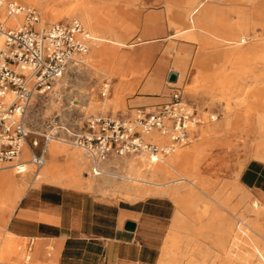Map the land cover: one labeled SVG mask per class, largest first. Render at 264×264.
Wrapping results in <instances>:
<instances>
[{
    "label": "rangeland",
    "instance_id": "374dc122",
    "mask_svg": "<svg viewBox=\"0 0 264 264\" xmlns=\"http://www.w3.org/2000/svg\"><path fill=\"white\" fill-rule=\"evenodd\" d=\"M67 1L73 4L77 0ZM227 1L226 4L228 5L223 8L224 11L228 10L231 14H234L237 7H244L248 14L245 24L251 22L252 26L247 31L252 37L249 39L250 42L242 44V46L245 47L249 43H253L256 45L255 53L263 52L264 0ZM85 2L89 8L93 22H96L98 26L97 31L93 32L89 26L83 23L95 36L90 51L84 57L88 62V66L83 70L72 68L53 86L51 91L43 95L38 94L35 102H33L34 107L31 114L33 128L36 131L44 130L47 120L56 114H59L62 119L70 118L72 114V107L70 105L75 99H78L79 104H81V114L88 117L98 112L126 110L128 107L139 103L167 100L173 87L178 86L183 89L186 100L196 105L198 117L203 120V122L195 126V136L192 137L190 143L185 145L178 144L176 146V148L191 149L196 144L202 143L200 155L198 156L196 153L191 154L185 159L184 164L189 171L203 177L208 189V192H204L201 185V187H195L196 192L203 196L204 199V202L200 201L197 205H193L195 213L203 210L205 202L210 201V215L214 210H217L223 213L227 219L230 220L233 218L237 221L233 212L238 214L245 212L246 203L240 201V198L245 194H249L251 198H258L264 204V200L257 196L252 189L238 185L230 177L231 174L229 173L231 162L234 159L238 160L240 157V160L244 162L251 157H260L257 154L258 143L260 142L257 127L262 125L259 120H264V61L256 60L255 62H250L245 56L239 60L237 59V54L234 53L229 60H224L219 63H213V58H211L207 62L210 68L206 69L204 63L200 64L197 72L195 71V74L193 73L191 76L194 60L201 46L204 47L205 51L210 53L216 50L227 49L230 46L228 37H234L239 40L243 36L246 28L241 27L235 35L228 37L220 35L217 31L209 30L202 32L206 35L204 40H193L184 36V33H181L182 28L172 24L170 20L171 10H169L168 24L173 28L171 33L165 37H152L150 41H146L144 38L138 39V36L133 34L129 35L126 32L129 29V0L107 2L105 0H85ZM24 3L35 6L39 10L41 18L47 19L46 24L74 18V16L70 17L63 14L58 16L56 11L51 10L50 7L45 10L30 2ZM133 6L137 7L136 4ZM218 6L222 7L219 4ZM111 23L116 31L124 37L126 44L120 45L112 42H107L105 45L102 44V47H100L102 49L105 46L107 47V45L111 48L113 47L115 55L100 52V54L96 55L95 60H91L94 41H99V35L105 30L103 26ZM195 30L197 33H201L198 27ZM3 41L4 35L1 39V44ZM134 41L136 44L131 45ZM143 49L148 50L145 67H142L140 64L141 51ZM182 49H185L184 51L187 52L188 58L182 64L177 65V69L181 70L182 73L181 80L177 84H169L167 79L168 74L170 71H176L175 59L178 51ZM128 53L129 61H126ZM120 67H122L123 74L117 76L116 71ZM153 74L159 77V87L145 91L144 85ZM117 81H121L119 95H116V91L114 90V84ZM104 82H109L110 86L107 95L102 94ZM107 97H110L111 100L106 103ZM117 99H123V103L121 104ZM213 114L216 118H212ZM34 137L39 139V148H41L44 143V137L37 132H33L30 134L29 140ZM60 143L71 148L80 149L89 161L86 167L80 169L79 174L85 181L89 179V181L93 182L94 186L93 188L86 187L84 189L106 197L125 198L129 200L139 199L127 195L124 191H117L112 185L122 182V174L127 173L129 170L128 158L133 155L138 156V152L124 154L121 159L116 157L110 158L103 164V167L108 172L97 175L93 171L90 159L82 147L74 145L70 140ZM141 153L139 152L138 154ZM146 154L148 155V153ZM114 165L120 168L115 169L113 168L115 167ZM239 166L242 167L243 163L241 162ZM183 168L185 167H179L181 171H185L186 169ZM5 169L13 170L18 184L23 183L25 189L31 184L30 177L36 182L46 179L43 176L39 178L35 177V174L40 169L37 171L36 166L33 164L28 165L27 171L23 173H17L14 168L7 167ZM173 172L177 176L183 174V172L175 170ZM86 175L89 176L86 177ZM163 180V175L148 176L138 186L148 188L153 182L159 184ZM183 184L180 191L186 193L191 185L186 182ZM0 194V205L3 207L11 196V193L1 191ZM211 197L215 199L213 200ZM174 203L177 206L175 201ZM251 213L250 211H246V214L249 216L252 215ZM258 220L261 221L264 228V214ZM172 230L171 225V229L166 234V243L170 240ZM223 230L224 227L222 225H215L214 227L209 225L205 226L204 231H206L208 236H203L202 238L207 242L216 240L223 236ZM175 231L181 232L179 229ZM7 238L8 231L6 230L5 224V227L0 232V253L4 252L7 254V258L0 264H21L26 259L28 253L31 255L29 264H35L36 262H40L41 264H54L53 261L48 263L37 260L35 253L28 251L29 238L15 236L14 242L20 245L21 254H10V249L7 247ZM48 251L54 254L51 247ZM177 258L175 255H171L169 258H163L161 253L159 261H163L164 264H173Z\"/></svg>",
    "mask_w": 264,
    "mask_h": 264
},
{
    "label": "crops",
    "instance_id": "0c3cea01",
    "mask_svg": "<svg viewBox=\"0 0 264 264\" xmlns=\"http://www.w3.org/2000/svg\"><path fill=\"white\" fill-rule=\"evenodd\" d=\"M227 2V0H129V29L126 32L146 41H150L152 37H165L173 29L168 24V11L171 10L172 24L182 28L181 33L193 40H204L206 35L202 32L209 30L228 37L235 35L241 27L246 28L239 40L228 37L230 46L227 49L210 53L201 46L194 60L191 76L200 67L201 63H197L200 52L205 53L206 69L210 68L207 62L217 53H221V58L213 63L229 60L234 53L239 60L245 56L250 62L264 61V51L255 53V44L242 46L250 42L249 39L252 37L247 31L252 26L251 22L245 24L248 15L245 8L237 7L234 14H231L228 10H223L227 7ZM134 4L137 7H134ZM197 27L201 33L196 32ZM244 36L246 41L241 42ZM135 44V41L131 43ZM184 50H179L175 59L178 79L170 81V71L167 78L169 84H177L181 80L182 73L177 69V65L188 58ZM147 56L148 50L143 49L140 59L142 67L146 65ZM126 61H129V53ZM158 87L159 77L153 74L146 81L144 90L150 91ZM177 87L174 86L173 89ZM171 92L167 100L170 99ZM167 100L139 103L116 112L98 113L120 115L137 105L155 106ZM43 147L44 145L41 148L38 146L36 150L40 152ZM115 157L122 158L117 156L110 158ZM45 158L46 161L53 159L48 147L45 149ZM240 159L239 157L238 160L234 159L231 162L230 177L241 187L252 189L264 200V159L251 157L244 162ZM241 162L242 167L239 166ZM35 177L38 178L37 174ZM29 179L31 184L8 214L6 230L17 237L29 238L28 251L34 252L37 260L48 263L53 261L54 264H157L161 253L163 257L166 234L171 229L177 210L171 197L150 195L136 200L113 198L51 179H42L40 182L31 177ZM128 220L136 222L134 230L126 228ZM50 247L54 254L48 251Z\"/></svg>",
    "mask_w": 264,
    "mask_h": 264
},
{
    "label": "built area",
    "instance_id": "2783aa9c",
    "mask_svg": "<svg viewBox=\"0 0 264 264\" xmlns=\"http://www.w3.org/2000/svg\"><path fill=\"white\" fill-rule=\"evenodd\" d=\"M17 18L8 25L3 17ZM39 10L19 0H0V172L12 166L17 173L27 171L28 165L37 171L46 162L45 149L52 139L70 140L82 147L91 161L95 174H101L102 165L112 156L122 157L131 152L148 153L154 160H162L177 144L192 141L195 126L203 122L197 107L186 100L181 87L174 88L170 99L158 105H137L126 113L113 115L97 113L85 117L80 104L71 102L72 114L62 119L59 114L47 120L42 131L33 128L31 114L36 97L48 93L72 68L84 69L95 36L79 18L39 24ZM245 38L242 42H245ZM110 86L104 82L102 94ZM157 130L170 138L157 143L145 137ZM44 137L43 150L36 148L37 137ZM29 147V157L23 152ZM30 256L21 264H29Z\"/></svg>",
    "mask_w": 264,
    "mask_h": 264
},
{
    "label": "bare ground",
    "instance_id": "6f19581e",
    "mask_svg": "<svg viewBox=\"0 0 264 264\" xmlns=\"http://www.w3.org/2000/svg\"><path fill=\"white\" fill-rule=\"evenodd\" d=\"M20 1L30 2L45 10L50 7L51 10L56 11L58 16L61 14L70 17L74 16V18H79L85 25L89 26L93 32L97 31L98 26L96 22H93L85 0H77L73 4L67 0ZM3 15L8 24H14L18 21L17 18H8L4 12ZM46 20V18H43L39 24H46ZM103 27H105V30L99 35V41H94L91 60H95L96 55L100 54V52L115 55L113 47L111 48L107 45V47L105 46V48L102 49L100 48L102 44L105 45L107 42L120 45L126 44L124 37L116 31L112 23ZM2 38L3 34L0 33V44ZM243 38L246 40L244 36L241 38V42ZM3 43L0 46H2ZM220 58L221 53H217L213 56V61L216 62ZM205 60V53L200 52L197 56V63L203 64ZM87 66L88 62L84 58L83 67L86 69ZM122 74L123 70L122 67H120L116 71V75L120 76ZM120 89L121 81H117L114 84L116 95H119ZM110 100L111 98L107 97L105 102L107 103ZM117 100L121 104L123 103V99ZM73 102L79 104L78 99H75ZM212 118H216L214 114ZM259 121L262 125L257 127V132L260 137L257 154L264 159V120L262 119ZM145 137L157 143L168 142L170 140L168 136L161 134L157 130L146 133ZM60 142L62 141L59 139H52L48 143L47 147L53 159L46 161L44 166L36 173L37 177L43 176L46 179L80 188H93L94 183L89 181V179L85 181L79 174L80 169L89 164L85 154L78 148H71ZM201 147L202 143L196 144L191 149L175 147L173 151L171 150L159 161L154 160L145 152L141 154L137 153L138 156L133 155L128 158L127 163L129 165V170L127 173L122 174V182L112 185L117 191H124L127 195L136 198H143L153 194L168 195L177 203V210L172 222L173 230L170 233L171 237L163 249V258H169L171 255L178 257L173 264H264V228L261 221L258 220L264 214V204L258 198H251L249 194H245L240 198V201L246 203V210L239 214L231 211L234 213V217L237 218V221L233 218L230 220L227 219L223 213L217 210H214L210 215V201L205 202L204 208L200 212L198 211L195 213L193 210V205H197L200 201L204 202L203 196L196 192L195 187L202 186L201 188L204 192H208V189L203 177L189 171L184 164L185 159L191 154L196 153L199 156ZM23 152L25 157L28 158L30 152L26 143L24 144ZM61 157H63L62 160ZM183 166L185 167L183 169H186L185 171L183 170L185 174L179 169V167ZM5 168L0 172V192L4 191L6 193H11V196L3 207L0 205V232L5 227L8 214L12 212L25 190L23 183L18 184L13 170H7ZM8 168L13 167L8 166ZM173 170L183 172V174L177 176ZM104 172L108 171L102 165L101 173ZM159 175L164 176V180L161 181V183L155 184L153 182L148 188L138 186L142 183L144 178ZM88 176L89 175H86V177ZM185 182L190 184L191 187L186 193H182L180 190ZM211 198L213 200L215 199L214 197ZM246 211L252 212V215H247ZM208 225L211 227L222 225L224 227L223 236L207 242L202 237L208 236L206 231H204V227ZM177 229L181 230V232L175 231ZM182 231H184V233H182ZM15 236L14 233L8 231L7 247L10 249V254L19 255L21 254L20 245L14 242ZM28 255L31 256L29 253L27 256ZM5 258H7V254L4 252L0 253V263L4 262ZM37 264L41 263L38 262ZM158 264H164V262L159 261Z\"/></svg>",
    "mask_w": 264,
    "mask_h": 264
},
{
    "label": "water",
    "instance_id": "95a60500",
    "mask_svg": "<svg viewBox=\"0 0 264 264\" xmlns=\"http://www.w3.org/2000/svg\"><path fill=\"white\" fill-rule=\"evenodd\" d=\"M178 79V73L176 71H171L169 75L170 81H176ZM126 228L129 230H134L136 228V222L133 220H128L126 223Z\"/></svg>",
    "mask_w": 264,
    "mask_h": 264
}]
</instances>
